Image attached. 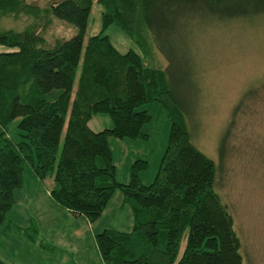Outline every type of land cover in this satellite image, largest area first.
<instances>
[{"label": "trees", "instance_id": "1", "mask_svg": "<svg viewBox=\"0 0 264 264\" xmlns=\"http://www.w3.org/2000/svg\"><path fill=\"white\" fill-rule=\"evenodd\" d=\"M93 3L101 9L100 30L83 44ZM3 16H26L32 23L21 31H0V46L15 49L0 52V226L26 166L39 181L51 178L49 197L55 205L89 224L115 192L121 194L131 229L93 235L102 264H241L232 219L213 190L216 168L189 143L179 97L164 72L143 59L149 57V37L171 64L180 24L197 17L264 19V0H60L43 9L25 0H0ZM52 18L76 32L46 47L36 30L38 22L45 26ZM110 25L140 54L118 52L103 34ZM150 102L161 105L169 122L158 168L151 183L143 185L138 173L146 162L135 160L128 181L118 183L107 140L145 139L142 127L150 117L136 109ZM97 114L108 116L110 129L87 127ZM14 119L18 142L6 136ZM225 136L218 143L219 159ZM9 229L42 251L53 250L40 239L32 219L25 228Z\"/></svg>", "mask_w": 264, "mask_h": 264}, {"label": "rangeland", "instance_id": "2", "mask_svg": "<svg viewBox=\"0 0 264 264\" xmlns=\"http://www.w3.org/2000/svg\"><path fill=\"white\" fill-rule=\"evenodd\" d=\"M59 1L25 0V3L43 9ZM100 11L96 3L91 5L83 44L88 37L99 32ZM31 23L30 17L3 16L0 18V31H21ZM42 23L43 20L38 22L36 32L44 39L46 47H52L76 32L71 25L55 18L45 26ZM103 34L118 52L131 49L140 54L137 46L115 26H108ZM148 40L150 53L148 58L143 59V64L164 72L167 84L173 86L179 97L189 143L211 160L216 168L213 190L232 219V229L240 244L241 264H264V19L205 21L197 17L186 20L173 35L176 50L175 60L171 64L150 37ZM12 50L15 49L0 46V52ZM136 110L145 111L150 117L142 127L146 138L130 140L109 137L107 142L116 181L126 183L132 162L144 160L146 167L138 174L140 182L148 185L154 178L166 147L169 122L157 102L142 104ZM16 123L17 119H14L6 128V136L13 142L20 140ZM111 126L110 119L103 114L94 115L87 122V127L93 132L110 129ZM225 132L222 158L219 159L217 147ZM32 180L30 171L24 166L23 188H30ZM47 183H51L48 177L44 181L45 186ZM17 190L13 193L15 197ZM116 193L120 194L118 191ZM18 207L13 204L9 216L16 219ZM129 216V213L127 216L121 214L118 226H114L115 219L109 217V213L99 220L105 229L128 232L131 229ZM98 232L80 229V239L66 240L65 243L62 234L47 236L38 231L45 243L44 237L51 240L53 251L49 253L28 244L13 231L8 234L9 243L0 234V253L1 250L9 254L13 252L14 261L28 259L29 264H53L60 256L66 264H74L83 255L94 264L93 257L97 259L98 253L93 235ZM182 246L183 241L180 250Z\"/></svg>", "mask_w": 264, "mask_h": 264}, {"label": "crops", "instance_id": "3", "mask_svg": "<svg viewBox=\"0 0 264 264\" xmlns=\"http://www.w3.org/2000/svg\"><path fill=\"white\" fill-rule=\"evenodd\" d=\"M33 179L34 180H32L33 182H31L30 188H23V174H22V185L21 187L18 188L19 190L15 189L18 191L16 192L17 196L15 197V194H13L15 190L12 193V198L14 197L13 204H15L17 207L18 206L22 207V209L18 207L19 209L18 217L16 219L13 216H9L8 214L10 211L9 210L5 215L3 224L0 226V234H2L1 238L8 241L7 243H9V236H8L9 232L12 233L14 231V230L10 231L9 225L15 226L17 228H25L29 224L30 219H32L35 222L39 233L41 231L42 234H47V236L49 235L58 236L59 234H62L63 235L62 240H64L66 243V240H73L76 238L80 239L81 238L80 229L82 230L85 229L91 232H94V230L98 232L99 230L105 229L104 227L105 225H103L99 220L105 213H109V217H113L115 219L113 221L114 226H118V224H120L121 218L119 217L121 214H125L127 216L129 213L130 215L129 208L126 205H122L121 203V194H117L115 192L111 197L108 205L102 211L99 218L94 223H92L94 224V227H92V224L87 223V221L81 216L73 215L69 211L60 208L59 206L55 205L52 202V200L49 197V190L52 187V181L50 177H48V179H50L51 183L50 184L47 183L48 184L47 186H45L44 184V181L45 179H47V177L41 181L37 180L35 177H33ZM121 183L123 184L124 182L121 181ZM129 217L131 221V216ZM109 229L119 231L118 229H114V228H109ZM44 238L47 244L51 243L50 239H48L47 237ZM25 242L27 241L25 240ZM27 243L30 244L29 242ZM0 248H2L1 245ZM9 249L11 250V248ZM12 249H14V247ZM52 251H48V252L52 253ZM50 257H53L54 259L53 255H51ZM60 257H57L56 258L57 261L52 263L61 264L63 260ZM15 259L16 258L13 252L9 254L7 253V251L1 250L0 260L5 264L30 263L28 259L21 260V262H16L14 261ZM59 260L61 261L59 262ZM93 262L94 264H102L99 256L97 259L93 257ZM63 263L66 264L67 262H63ZM33 264H38V263H33ZM74 264H91V260L87 258V256L82 255L78 257V259Z\"/></svg>", "mask_w": 264, "mask_h": 264}]
</instances>
